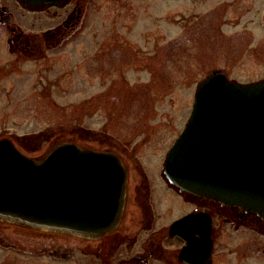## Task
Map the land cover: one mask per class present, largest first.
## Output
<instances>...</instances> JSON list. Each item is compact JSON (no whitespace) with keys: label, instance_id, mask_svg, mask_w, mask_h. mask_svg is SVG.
I'll use <instances>...</instances> for the list:
<instances>
[{"label":"rangeland","instance_id":"374dc122","mask_svg":"<svg viewBox=\"0 0 264 264\" xmlns=\"http://www.w3.org/2000/svg\"><path fill=\"white\" fill-rule=\"evenodd\" d=\"M87 2L77 33L42 59L12 66L0 40V139H12L30 156L71 140L118 150L131 162L133 175H143L137 165L152 166L154 175L188 122L197 84L212 73L214 60L215 67L245 82L264 77V44L257 52L251 48L250 56L240 53L235 25L231 32L212 33L210 42L185 39L180 0ZM186 14H196L194 4ZM44 16L47 26L39 20L23 24L24 30L41 31L59 19ZM199 19H192L187 36ZM3 33L0 29V39ZM8 223L0 220V264H23L21 228ZM214 258L215 264H264V231L221 228Z\"/></svg>","mask_w":264,"mask_h":264},{"label":"water","instance_id":"95a60500","mask_svg":"<svg viewBox=\"0 0 264 264\" xmlns=\"http://www.w3.org/2000/svg\"><path fill=\"white\" fill-rule=\"evenodd\" d=\"M38 5L58 0H20ZM182 191L239 205L264 218V79L240 83L215 73L197 87L190 118L166 157ZM128 170L111 149L73 141L40 156L0 140V220L98 239L114 230L126 202ZM194 216L176 221L172 232ZM182 238L186 264H213L212 227Z\"/></svg>","mask_w":264,"mask_h":264},{"label":"flooded vegetation","instance_id":"af4514ba","mask_svg":"<svg viewBox=\"0 0 264 264\" xmlns=\"http://www.w3.org/2000/svg\"><path fill=\"white\" fill-rule=\"evenodd\" d=\"M189 4H194L196 10V14L191 17L186 14ZM180 6L185 10L181 19L185 39L192 37V41L196 42L199 37L204 43L210 42L212 33L218 35L222 30L231 32L230 27L235 25L238 31L232 34L239 36L236 49L241 50L240 53L250 56L251 48L257 52L264 44V0H180ZM62 9L67 10L63 13L60 11ZM87 10V0H58L38 5L20 0H0V29H3L5 35L0 40L4 41L7 53L12 56L11 65L20 66L27 60L37 61L46 57L47 51L64 45L83 24ZM197 14L199 22L195 23L192 29L194 32L187 36L192 19L198 18ZM46 15L59 18L58 22L54 20L55 24L41 31L24 30L23 24L31 25L39 20H46L45 25H48L49 20L43 18ZM249 25H252L253 31ZM227 58L232 62L230 57ZM214 63H211L214 66L212 73L197 86L215 73L242 83L264 79L245 82L230 76L223 68L215 67L218 64ZM112 150L121 156L128 170L126 202L116 228L93 239L16 224L21 228L20 252L23 264H56L58 261H66L68 264H186L180 257L186 245L182 236L190 229L211 224L213 256L215 237L221 228L230 227L242 233L252 229L264 231V218L258 213L239 205L182 191L170 182L165 174L167 154L161 166H155L154 175L151 174L152 166L137 165V170L143 175L136 176L132 174L131 162L124 154ZM174 209L178 211L166 220V216ZM187 215L194 216L191 222L182 226L178 230L179 234L172 232L174 222ZM78 255L83 256L82 263L76 262Z\"/></svg>","mask_w":264,"mask_h":264}]
</instances>
